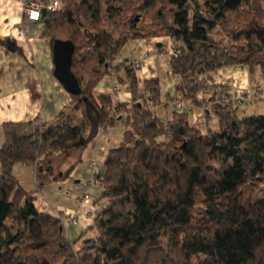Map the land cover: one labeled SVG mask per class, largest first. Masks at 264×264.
Wrapping results in <instances>:
<instances>
[{
  "label": "trees",
  "instance_id": "16d2710c",
  "mask_svg": "<svg viewBox=\"0 0 264 264\" xmlns=\"http://www.w3.org/2000/svg\"><path fill=\"white\" fill-rule=\"evenodd\" d=\"M63 4L42 14L43 35L74 43L81 93L50 122L4 124L0 264H264V114L212 98L198 123L177 111L165 121L161 79L141 83L130 64L119 82L131 102L95 92L118 71L113 61L129 40L163 36L173 45L169 72L190 102L201 91L197 78L212 71L243 65L253 81L264 79V0ZM115 126L124 140L102 153L99 213L72 239L35 194L72 178L91 140ZM18 163L35 168V191L20 184Z\"/></svg>",
  "mask_w": 264,
  "mask_h": 264
},
{
  "label": "crops",
  "instance_id": "0c3cea01",
  "mask_svg": "<svg viewBox=\"0 0 264 264\" xmlns=\"http://www.w3.org/2000/svg\"><path fill=\"white\" fill-rule=\"evenodd\" d=\"M44 29L41 20L31 21L26 17L24 0H0V39L8 41V45L0 44V145L5 141L6 122H23L35 118L50 122L71 102V94L55 76L53 44L49 38L44 37ZM161 39L156 37L136 40L141 59L133 60L142 63L141 68L136 69L139 82L152 78L161 79L163 103L157 108V113L165 121L171 119L175 111L188 112L194 121L199 113L206 115L207 111H212L215 103L212 98L218 101L229 99L228 97L235 98L228 88L225 96L221 98L211 90L203 89L201 85L205 84L206 80L202 78L208 74L238 69L240 75L248 80V69L243 65L209 72L197 78L201 92L190 102L185 97L182 81L169 72L167 54L165 50L158 48L160 43L164 45ZM131 62L126 55L119 53L113 61V66L117 67L118 71L106 75L96 86L95 92L112 93L120 102H131V92L126 88V84L122 85L118 81L126 75L125 65ZM232 84L236 86V83ZM115 87L119 90L115 91ZM177 102L183 103L182 109L176 108ZM120 127L125 131L123 126ZM108 134L109 130L99 132L91 140L72 178L55 182L35 194L38 209L60 215L72 239L83 233L99 213L103 194L102 177L105 172L102 162L104 154H99V151L119 144L114 138L109 139ZM93 159L98 160L95 167L90 165ZM13 172L25 190L37 189L33 166L18 163L14 165ZM93 177L100 178V182L91 188L89 181ZM46 189H49L51 196H55V201L50 195L44 194ZM86 191L91 194V199L79 205L77 200ZM73 218L77 219V223L72 222Z\"/></svg>",
  "mask_w": 264,
  "mask_h": 264
},
{
  "label": "rangeland",
  "instance_id": "374dc122",
  "mask_svg": "<svg viewBox=\"0 0 264 264\" xmlns=\"http://www.w3.org/2000/svg\"><path fill=\"white\" fill-rule=\"evenodd\" d=\"M60 2L62 9V7L64 6L63 0H60ZM158 38H162L161 41L164 43V45L162 44L160 47H158L159 50L161 48L162 50H165L167 57H169L168 54L173 50L171 39L164 36ZM156 50L157 47H155V52H157ZM120 53L126 55L127 58H129V60L131 61H133V59H141V55H139L138 52L136 40H129L126 45L122 48ZM240 73L241 72L238 69H229L225 71L211 73L208 74L206 77L202 78L203 80H206V82L201 86L205 90H211L212 93L218 95L220 98L225 96L224 93L226 91V88H228L235 95V98L238 100L239 104L242 107V111H246V115L264 114V79L258 77L253 81L248 75L247 80V78H244L243 75H240ZM122 77L125 78L126 75ZM232 82L236 83V86L233 85ZM233 87L235 88L234 90L232 89ZM200 114L205 115L203 112L199 113V115ZM199 115L194 120L196 123H198V121H201L200 119H198ZM122 129L123 128H121L120 126H115L111 128L108 134L109 139L113 140L114 138V140H117L118 143L122 142L124 140L125 133V131H123ZM44 194L47 196L50 195L51 192L49 191V189H46ZM50 197H53L52 200L55 201L54 195H50Z\"/></svg>",
  "mask_w": 264,
  "mask_h": 264
},
{
  "label": "water",
  "instance_id": "95a60500",
  "mask_svg": "<svg viewBox=\"0 0 264 264\" xmlns=\"http://www.w3.org/2000/svg\"><path fill=\"white\" fill-rule=\"evenodd\" d=\"M46 9H42V14ZM160 43L158 46H161ZM75 45L71 40L57 39L53 44L54 73L64 88L72 95H79L81 87L79 81L72 71V60Z\"/></svg>",
  "mask_w": 264,
  "mask_h": 264
},
{
  "label": "built area",
  "instance_id": "2783aa9c",
  "mask_svg": "<svg viewBox=\"0 0 264 264\" xmlns=\"http://www.w3.org/2000/svg\"><path fill=\"white\" fill-rule=\"evenodd\" d=\"M61 8V2L60 0H24V13L26 17L31 20V21H40L42 17V9H46L49 11H59ZM131 67L134 69H139L142 66V63L138 60H133L131 62ZM115 91H118V87L114 88ZM177 109H182L183 108V103L182 102H177L175 104ZM204 117L203 114L199 115V118ZM105 150L100 149L99 154H102ZM98 164V160L93 159L90 162L91 167H95ZM100 182V178L93 177L89 181V186L92 188L96 186ZM91 199V194L86 191L82 196H80L77 200L79 205H82L85 202H88ZM73 223H77V219L73 218L72 219Z\"/></svg>",
  "mask_w": 264,
  "mask_h": 264
}]
</instances>
